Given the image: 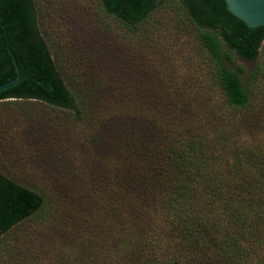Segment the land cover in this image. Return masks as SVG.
<instances>
[{
  "label": "trees",
  "instance_id": "obj_1",
  "mask_svg": "<svg viewBox=\"0 0 264 264\" xmlns=\"http://www.w3.org/2000/svg\"><path fill=\"white\" fill-rule=\"evenodd\" d=\"M96 1L115 31L104 23L97 45L60 48L42 36L38 0H0V83L15 75L6 45L22 76L0 90V118L21 121L0 136V153L11 137L17 150L16 172L0 168V264H65L39 259L35 244L36 232L60 237L57 211L76 220L81 249L67 264H102L84 240L115 254L124 227L140 241L157 231L168 264H264V139L241 138L264 129V27L221 0ZM162 29L205 57L216 103L204 96L192 110L169 96L164 73L157 85L143 52ZM233 55L257 59L247 77Z\"/></svg>",
  "mask_w": 264,
  "mask_h": 264
},
{
  "label": "rangeland",
  "instance_id": "obj_2",
  "mask_svg": "<svg viewBox=\"0 0 264 264\" xmlns=\"http://www.w3.org/2000/svg\"><path fill=\"white\" fill-rule=\"evenodd\" d=\"M40 9L39 26L43 34H46L52 39L54 43L60 48L64 41L70 40L75 45L80 47H89V44L97 45L96 43L104 41L103 24H110L108 19L105 22H98V10L96 0H38ZM109 33L115 31L108 25ZM45 38V37H44ZM154 41L151 42V46L145 50V62L150 66V71L155 76V80H159L157 85H162L165 81L160 78V74L164 73L170 82L171 92L169 96L176 99L177 102L187 104L192 110L199 108L202 97H210L209 102L216 103L219 100V94L215 88V85L208 77L205 76L206 60L200 51L194 47L192 40L182 33H178L171 29H162L156 35H154ZM65 43V42H64ZM86 45V46H85ZM82 48V49H84ZM79 51V50H78ZM256 60H246L233 55L232 68L237 66L243 70V77H247L254 67ZM260 65L262 68V79L255 85L256 91H258L264 103V57L260 58ZM163 76V78H164ZM256 99V102L260 101ZM199 105V106H197ZM197 106V107H196ZM12 124L11 128L14 129L18 124L21 125V121L17 123H11L10 120H4L0 118V136H4L5 132H10L6 129L9 128L8 124ZM14 131V130H13ZM8 136V135H7ZM241 138L253 145L260 140L264 139V129L261 132L251 135H243ZM11 145L9 151L12 153H0V168L4 173L11 175L16 172L14 163H16V143L15 138L11 137ZM13 149L15 150L13 152ZM8 151V150H7ZM59 213V214H58ZM54 224H63V229L59 234L60 237L52 235L50 238L48 235L36 232L35 244L43 243V248L39 251V259H45L50 262H57L55 260L62 259L67 264L77 252V248L81 249L76 244L73 238V234L76 229L72 226L76 220L71 214L70 218H66L65 215H61L60 211H57L52 219ZM60 220V221H59ZM63 221V223L61 222ZM158 220H156L157 224ZM107 223V222H106ZM26 223L24 226L18 227L23 229L25 233H29L32 228ZM107 227H105V230ZM23 230H19V233H23ZM139 230H133L131 227H124L118 245L120 246L119 252L111 255H104L102 245L91 240L89 244L90 249H98L100 256L98 259L103 262L102 264H168L169 251L164 244V239L159 236L158 233L153 231L151 238L146 241H140L137 235L144 233H138ZM146 233V230L144 229ZM28 235V234H27ZM57 235V234H56ZM30 236V235H29ZM31 237V236H30ZM34 239V238H33ZM10 243L14 239H9ZM46 240H49L47 245ZM60 241H63L60 243ZM145 242V243H144ZM60 244V245H59ZM159 245V246H158Z\"/></svg>",
  "mask_w": 264,
  "mask_h": 264
},
{
  "label": "water",
  "instance_id": "obj_3",
  "mask_svg": "<svg viewBox=\"0 0 264 264\" xmlns=\"http://www.w3.org/2000/svg\"><path fill=\"white\" fill-rule=\"evenodd\" d=\"M229 13L238 20L243 21L248 27H264V0H221ZM6 45V40H5ZM7 52L13 63L15 75L12 79L0 83V90L16 85L22 79L15 58L6 45Z\"/></svg>",
  "mask_w": 264,
  "mask_h": 264
}]
</instances>
